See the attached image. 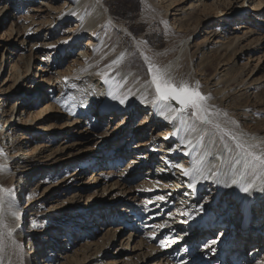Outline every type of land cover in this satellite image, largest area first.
Wrapping results in <instances>:
<instances>
[{"label": "rangeland", "instance_id": "obj_1", "mask_svg": "<svg viewBox=\"0 0 264 264\" xmlns=\"http://www.w3.org/2000/svg\"><path fill=\"white\" fill-rule=\"evenodd\" d=\"M31 1L30 10L13 4L14 2L18 4V0H0V66H3L0 69V101H5L4 106L2 105L4 115H1L2 110H0V126L5 124V119L12 117L1 130L0 159L3 156L9 158L7 177L14 184L13 187L9 185L5 187L11 189L13 194L11 197L5 194L3 204L2 218L7 228L4 229L3 244L0 246V264H26L28 260L34 264H47L50 249H53L57 255L54 256L57 259L56 264H66L67 261L76 264L77 260L85 258L87 259L79 264H111L112 261L115 264H156L157 262L170 264L166 256L160 252L150 255L151 249L154 251L161 247L167 249L172 244L171 239H165L167 233L164 235L162 233L165 228L170 229L173 225L168 224L172 217L176 221L178 219V215H174L171 213L173 211L169 210L174 203L178 204L180 210L188 208L194 210L200 208L198 201L201 195V193L198 195L199 188L193 191L188 185L182 186L194 192L196 197L190 198L188 195L191 192L161 187L163 186L161 182L153 177V171H168L160 167L157 160L150 159L156 153H165L172 148L169 144L173 140L168 137L170 132L174 131L173 128H169L167 122L161 121L156 126L157 130H152V136H147L144 132L141 138H137L130 136L126 128L137 126L141 114L130 126L127 122L118 133L115 129L117 123L115 118L111 121L109 117L102 122L103 118L97 121L99 117H92L99 99L109 95V92L118 93L121 86L110 85V88H107L102 80L92 75L94 71H90L88 66L82 65V68L86 67V69L79 73L71 66V62L76 59H91L98 55L101 45L105 43L107 29H104L102 38L94 36L89 40L87 33L99 27L100 23L93 20L94 22L80 24L72 20L75 3L65 6V0ZM183 1L187 3L186 9L191 3L196 4L200 7L198 10L200 13L204 3L228 8V5L236 0ZM98 2L102 10L106 11L108 19L114 23L115 19L109 14L108 6L103 0ZM248 2L251 3L252 0H246L243 12L251 13V9L247 8ZM183 5L182 3L181 6ZM238 10L241 11V4ZM28 12L32 15L38 14V17L25 18ZM260 12L263 14L262 18L251 16L253 17L251 28L256 30V34L244 43L248 44L249 48L245 49L244 54L241 46L233 50L236 52L234 57L236 64L242 71L239 79L243 77L245 80L242 85H231L229 87L231 90L229 88L225 90L230 91L231 98L240 95L245 104L241 108H236L223 99L220 105L222 108H217L216 104L207 103L214 111L223 108L231 110V115L227 113L228 110L226 112L221 110L216 120L232 133L235 126L241 128L247 121H250L249 125L255 131H264V112H258L255 117L252 115L257 106L253 104L254 98L260 101L258 109H264V4ZM173 13L179 12L173 10ZM21 16L23 19L19 18ZM68 18H70L69 22L64 23ZM231 18L232 15L226 17L223 14L210 18L219 21L206 26L208 33L202 31L199 36L193 38L194 49L205 48L212 54L217 51L218 45L227 41V36L241 34L245 29L237 28L240 25H247L248 18L237 21L230 20ZM170 19H173L172 15ZM28 25L35 33L25 37L23 36L25 31L21 29ZM180 36L181 33L176 32L170 34L168 38ZM162 39L164 40L163 37ZM257 39L261 40L256 42ZM131 40L145 46L143 41L137 40L134 36H131ZM152 52L159 54L163 49ZM115 65L116 63L109 64L104 69H113ZM41 66H45V70H42ZM190 69L193 83L198 81L199 85L202 84L208 89H212L213 85L210 82L220 74V70L216 73L209 71L212 77L206 79L197 73L192 63ZM34 86L31 96L32 93L30 94L29 91ZM37 93L42 96V103L51 102L55 97L56 100L53 101L55 111L50 112L43 120L22 124L21 119L25 117L26 111L21 113V119L20 111L24 106L26 110L35 112L36 106L27 107L26 102L29 99L33 101L32 97ZM61 96L66 99V105L57 101ZM77 108L83 109L77 112L79 117L75 115ZM80 118L82 121L79 123ZM109 121H111L110 125H105ZM154 124L149 123L148 126ZM139 128H134V132L137 133ZM212 130L216 135V141L219 140L227 145V150L235 148L234 142L228 136ZM106 133L112 138L119 139L111 151H106L108 149H105L106 145L102 140ZM159 133L163 134L159 136ZM102 136L104 137L101 138ZM123 144L124 148L121 147ZM146 144L161 147L162 152H153V155L146 159L145 155L142 156L141 150ZM1 163L2 161L0 165ZM188 163L189 160L182 164L184 167L187 165V168L199 166V169L203 170V175L196 177L195 184L210 172L207 168L208 163L204 159L198 163L191 162L190 165ZM178 166L175 165L181 169ZM223 167L224 164H221L220 168ZM170 172L173 175L174 172L172 170ZM231 175L232 178L230 177L228 181H232V172ZM173 178L180 179L179 181L184 178L185 182L188 180L189 184L193 183V177L185 176L182 172L174 174ZM22 181L26 184V191L22 188L21 191H25L24 196L17 197L15 191L16 188L20 190ZM249 196L251 190L248 193L243 192L241 199H249ZM171 198L170 206L165 208L163 205ZM194 199L197 200L195 207ZM218 199L219 197L216 200ZM263 200L264 197H261L260 200H256L257 202L254 201L252 206L261 207ZM6 205L13 206L14 211L7 212ZM15 208H18V211ZM220 211L215 209L210 212L208 209L207 212L211 213L212 218H218ZM14 212L19 213V219L13 215ZM152 215L155 217L152 218ZM160 223H164L165 228L160 227ZM234 225L231 223V228ZM8 228L13 229L11 236L8 235ZM154 231H157L156 235ZM113 235L115 238L110 240ZM63 236L65 237L62 239ZM152 236H155L154 239ZM56 239L61 240L56 242ZM162 240L165 241L164 246H161ZM105 242L107 246L100 249L99 255H94L95 250ZM31 245L35 248L31 249ZM249 252L246 251V255ZM261 259L259 258V261L257 259L256 263L264 262V256Z\"/></svg>", "mask_w": 264, "mask_h": 264}, {"label": "bare ground", "instance_id": "obj_2", "mask_svg": "<svg viewBox=\"0 0 264 264\" xmlns=\"http://www.w3.org/2000/svg\"><path fill=\"white\" fill-rule=\"evenodd\" d=\"M98 1L99 0H65V6L76 4L73 10L76 14L73 15L72 20H76L77 23L80 24H86V22L93 20H97V22L100 23L99 27L95 26L97 28L87 33L89 34V40H92L94 36L99 38L101 36L103 37L105 32L104 29H107L105 43L101 45L98 55L91 59L73 60L71 66L79 73L84 72L86 69V67L83 69L82 65L88 66L90 71H94L92 75L102 80L103 84L107 85V88H110V85L121 86L120 91L118 93H113V95L120 98L126 97V100L125 103L121 104L118 99H113L112 95H107L99 99L98 103H96L94 115L92 117H99L97 121L103 118L102 122L109 117L111 121L115 118L117 120L115 129L118 133L127 122H129L128 126H130L132 121L141 114V119L139 118V124L137 126L126 128L130 136L137 138H141L144 132L147 136H152V130L155 129L156 131V126L161 121H163L162 123H164V121L167 122L169 128H173L174 131L170 132V137H168L173 140L169 144L172 148L165 151V153H156L150 159L157 160L160 167L168 170L166 172L157 171L158 173L153 171V177L155 180H158V182H161L163 185L161 187H169L174 190L176 188L178 190L184 189L191 192L188 195L190 198H194L196 196L191 189L182 187L184 185H189L188 180L185 182L184 178H182L183 182L182 180L179 181L180 179L173 178L174 174L183 173L182 169L187 168V165L184 167L182 163L187 160H189L188 165H190L191 162L198 163L204 159V161L208 163L207 168L210 169L209 174H205V177H202L198 184H195V187L192 188L193 191H195L196 189L198 190V188L200 190L203 186L198 201L200 208H195L194 210H192V208L180 210L178 204L175 202L174 206L169 210H172L173 212L171 213L174 215H178V219L176 221L174 220L175 218L172 217V220L168 224L173 225L170 229L164 227L165 229L162 233V235L167 233L165 239H171L172 244L169 245L167 249H162V247L161 249L158 248L157 251L151 249L150 255L160 252L163 256H166L170 264H258L256 263L257 259L259 261V258L261 259L262 256H264V250L261 251L264 249V200L263 203L260 204L262 206L259 208L256 205L252 206V204L254 201L264 197V191L261 190L259 181H257L258 186L251 190L250 198L238 200L239 197L243 195L241 184L238 183L240 185L238 187L237 184L234 185L231 181H228L230 177L232 178V175L230 176L231 172L234 178L233 165L237 172L242 169V165H235L238 150L232 148L231 152H227L228 150L225 144L219 140L216 141V135L210 126H203L200 125L199 122H195L196 131H192V120L187 117H185L184 120L179 118L169 120L160 114L158 108L150 103H146L142 98L147 97V99L150 100L154 94V90L145 83L150 80L148 73L149 62L161 68L168 69L169 75L177 83L186 81L190 84H194L190 75V64L192 63L197 73L204 76L206 79L212 77L213 72L216 73L220 70L218 77H214L213 81L210 82L213 85L212 89H208L206 86L203 87L204 85L202 86V84L199 85L200 91L210 97L207 103L216 104L217 108H222L220 105L223 99H225L229 105L241 108L245 103L240 95L231 98L229 94L230 91H225L227 88L231 87V85H242L245 80L243 77L239 79L242 71L236 64V58H234L236 52L233 50L241 46L242 54H244L245 49L249 48L248 44L244 43H247L250 38L256 34V30L253 29V27L251 28L253 18L251 16L262 18L261 16L263 14H261L260 11L264 4V0H252L251 3L248 2L247 8L251 9V13L243 12L244 5L246 6V0H236L234 3L231 2L228 8L215 7V5L204 3L200 13L198 12L200 7H197V5L193 3L186 9L185 6L187 3L183 0H103L109 8V14L115 19L114 23L108 19V15L105 13L106 11L104 12L102 10ZM16 2L13 4L17 5L19 8L24 6L30 10L32 9L31 0H18V4ZM182 3L184 4L183 6H181ZM240 4L241 11L238 10ZM173 10L179 13L172 14ZM28 13L29 14H27L25 18L38 17V14L32 15L31 12ZM222 14L226 17L232 15L230 20L234 19L235 21L241 18H248L246 21L247 25H240L237 28L238 30H245L241 34L227 36V41L218 45L217 51L212 54L208 53L205 48L195 50L194 45H192V43H194L193 38L199 36L202 31L208 33V29H205L206 26H210L219 21L210 18ZM171 15L173 19H170ZM19 18L23 19L22 16ZM69 20L70 18L65 20L64 23L69 22ZM3 22H1L2 25ZM29 25L21 29V31H25V34H23L25 37L26 35L35 33L33 28ZM202 26L204 27L202 28ZM176 32L181 33L179 38H168L170 34L173 35ZM131 36H134L141 42L143 41L145 46L139 42L132 41ZM258 40L261 39H257L256 42H258ZM22 42H24V40ZM162 46L163 48H161ZM159 49H163V52L159 54L151 53V51L157 52ZM11 54L13 55V51H11ZM145 55L149 57V61L147 62L144 59ZM121 57L122 59H120ZM115 61H119V63H116L113 69H104ZM13 62L15 61L13 60ZM14 65L15 63L13 66ZM42 67L43 66H41V68ZM2 68L3 66L1 65L0 69ZM42 70H45V66ZM105 72L108 73L107 77H102V74ZM221 73L223 74L221 75ZM34 88L35 86L29 91L30 94L32 93L31 96H33ZM229 90L231 89L229 88ZM28 98L31 97L28 96ZM32 99L34 100L30 101L29 99L26 105L27 107L32 105L36 106L34 112L35 116L34 113L30 110H26L23 106L19 117L21 119V113L23 111H26V115L24 117L25 119H21L22 124L43 120L50 112L55 111L53 108V101L56 100L55 97H53L51 102L46 101L42 103L43 98L40 93H37ZM254 99L255 103L253 104L257 106H255L252 115L255 117L259 114L258 112H264V109H258L260 101L256 98ZM57 101L62 105H66V99H64L63 96H61L60 100L57 99ZM4 103L5 101H0V110H2L1 115H4L5 112L3 109ZM14 108L15 106H13V109ZM221 110L226 112L228 109L223 108ZM221 110L219 111L220 113ZM81 111H83V109L77 108L75 110V115L79 117L77 112ZM227 113L231 115V110H228ZM216 118L217 117H215V119ZM11 119L12 117L4 120L5 124L0 126V134L1 130H3ZM81 121V118L78 119L79 123ZM111 121L105 123V125H110ZM149 123L155 124L154 126H148ZM245 123L246 125L241 128H236L235 126L233 133L243 140L252 143L259 142L261 146L264 147V131H255V129L249 125L250 121ZM99 126L100 124L97 125V127ZM137 127L140 128L137 133H135L133 129ZM205 128L208 130L205 131ZM136 134L138 136H136ZM162 134L159 133L158 135L160 136ZM20 135L22 138L23 133ZM104 136L101 138L104 137L102 140L104 141V145H106L105 149H108L106 151H111L113 146L119 142V139L112 138L109 133H106ZM110 137L112 138L111 140L109 139ZM189 140L191 141L190 144L188 143ZM153 144L156 143L153 142ZM121 147L124 148V144L121 145ZM141 150L143 151L142 156L145 155L144 158L146 159L152 156L153 152H162L161 147L158 148L151 144H146ZM8 159V157L4 156L0 159V161H2L0 165V186L3 188H5L6 185L10 187L14 185L10 178L7 177L9 173L7 165L10 163ZM95 162H97V160ZM221 164H224L223 169L220 168ZM175 165H179L181 169H178ZM196 168H199V166H196ZM146 169H148V166ZM171 170L174 172L173 175L170 172ZM201 171L203 172V170ZM256 174L258 175V173ZM253 179H255V175L251 171L246 170L243 183H249ZM176 180L178 182H175ZM20 184V190L18 191V188H16L15 191L17 197L20 195L24 196L26 191L25 182L22 181ZM22 188L25 190L24 192L21 191ZM218 197L219 199L216 200ZM171 201L172 198L163 206L168 208ZM194 201L196 204L193 206L195 207L197 206V200L194 199ZM208 209L210 212L215 209H220L219 215L221 218L220 216L218 218H212L211 213L207 212ZM6 210L7 212H12L14 211V207L9 205ZM15 210L18 211V208H15ZM249 212L257 214L256 219H250ZM185 213L188 215H185ZM206 214L208 216L204 220ZM189 216H191V219H189ZM151 217L154 218L155 216L152 215ZM8 221L11 222L12 220ZM185 221L187 222L185 223ZM231 223L235 224L232 228ZM160 224L163 225L164 223ZM62 229H64V227H62ZM20 231H18V233ZM159 231L160 230H158V232ZM66 232H68V229ZM155 233H157V231H154V234ZM67 235L69 236L70 232L67 233ZM64 237L65 236L61 238L63 239ZM152 237L154 239L155 236ZM114 238L115 235H113L110 240ZM59 240L61 239H56V242ZM100 246V248L95 250L94 255H99L100 249H104L107 244L105 242ZM34 248L35 246L31 245V249ZM246 251H250L248 255H246ZM48 254L47 264H56L57 259L56 257L54 258V256L57 255L54 250L50 249ZM86 259L87 258L80 261L77 260L76 264L82 263ZM26 264H34V262L32 263V261L28 260ZM66 264L73 263L67 261ZM111 264H115V262L112 261ZM156 264L160 263L157 262ZM261 264H264V262L262 261Z\"/></svg>", "mask_w": 264, "mask_h": 264}, {"label": "snow or ice", "instance_id": "obj_3", "mask_svg": "<svg viewBox=\"0 0 264 264\" xmlns=\"http://www.w3.org/2000/svg\"><path fill=\"white\" fill-rule=\"evenodd\" d=\"M72 14L75 15L76 13ZM144 59L146 62L149 61V57L146 55ZM114 63H119V61H115ZM148 73L150 80L145 83L154 90V94L150 100H148L147 97H143L142 99L146 103H150L158 108L160 114L169 120H175L177 118L184 120L185 117L192 120V131H196L195 122H199L200 125L210 126L211 129L228 136L234 142L235 148L238 150L235 165H242V169L239 172L236 171L233 165L234 178L231 183L234 185L240 183L241 191L248 193L257 186V181H259V186L261 190L264 191V147H262L259 142L252 143L243 140L227 128L222 127L215 119V117L220 115L219 110L214 111L213 108L207 104L210 97L200 91L198 81L195 84H190L186 81L177 83L169 75L168 69L161 68L151 62L148 63ZM107 75L108 73L105 72L102 74V77H107ZM109 95H112L113 99H118L121 104L125 103L126 97L120 98L113 95L111 92H109ZM224 115L227 114L224 113ZM204 130L207 131L208 129L205 128ZM188 143L190 144L191 141L189 140ZM225 147H227V145H225ZM228 151L231 152L232 149L228 148ZM246 170L251 171L255 175V179L245 184L243 183V177L246 175ZM182 171L185 176L193 177V183L188 185L190 188L195 187L196 177L203 175L201 169L195 166L193 168H183ZM256 173H258V175ZM5 194L11 197L13 193L11 189H5L0 186V246L3 244L4 229L7 228L2 218ZM158 199H164V197H158ZM13 215L19 219V213L14 212ZM185 215L188 214L185 213ZM189 219H191V216H189ZM186 222L187 221H185V223ZM160 227H164V225ZM7 232L8 235L11 236L13 229L8 228ZM160 243L161 246L165 245V241L163 240L160 241Z\"/></svg>", "mask_w": 264, "mask_h": 264}]
</instances>
